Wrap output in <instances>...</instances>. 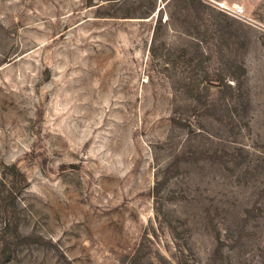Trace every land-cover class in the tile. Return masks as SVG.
Listing matches in <instances>:
<instances>
[{"label": "rangeland", "instance_id": "374dc122", "mask_svg": "<svg viewBox=\"0 0 264 264\" xmlns=\"http://www.w3.org/2000/svg\"><path fill=\"white\" fill-rule=\"evenodd\" d=\"M198 8L0 0V264H264V0Z\"/></svg>", "mask_w": 264, "mask_h": 264}, {"label": "built area", "instance_id": "2783aa9c", "mask_svg": "<svg viewBox=\"0 0 264 264\" xmlns=\"http://www.w3.org/2000/svg\"><path fill=\"white\" fill-rule=\"evenodd\" d=\"M221 6L223 7L224 5L221 4ZM233 15L234 16H242V17H248V11L246 9V7L244 5H241V4H236L234 7H233Z\"/></svg>", "mask_w": 264, "mask_h": 264}, {"label": "trees", "instance_id": "16d2710c", "mask_svg": "<svg viewBox=\"0 0 264 264\" xmlns=\"http://www.w3.org/2000/svg\"><path fill=\"white\" fill-rule=\"evenodd\" d=\"M192 4H193L194 7L198 8V7L203 5V0H192Z\"/></svg>", "mask_w": 264, "mask_h": 264}]
</instances>
